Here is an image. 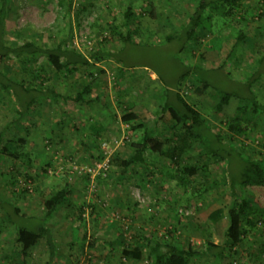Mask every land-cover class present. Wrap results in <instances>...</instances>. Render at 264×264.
Returning <instances> with one entry per match:
<instances>
[{"label": "rangeland", "instance_id": "obj_1", "mask_svg": "<svg viewBox=\"0 0 264 264\" xmlns=\"http://www.w3.org/2000/svg\"><path fill=\"white\" fill-rule=\"evenodd\" d=\"M195 1L73 0L69 9L67 0H63V6L59 5L60 0H8L10 12L6 34L14 46L36 40L37 44L51 47L65 41L69 49L90 60L88 70L97 68L105 71L100 79L107 83L113 101L117 102L120 95L125 98L134 91L138 97L146 98L145 106H149L150 111H142L143 115L152 112L149 98L155 91L158 93L154 98L156 108L158 111L164 109V93L178 86L177 80L184 70L183 66H188L192 70L189 77L180 82L177 89L180 94L194 104L208 123H216L217 129L223 132H226L225 119L214 113L211 103L218 102L225 93L232 94L225 118H230L237 107H242L244 117L257 126L251 128L240 141L231 144L245 157L253 154L258 158L260 153H264V113L254 115L250 111L253 102L264 105V17L259 18L257 13V3H261V0H247L246 14L243 15L236 14L230 18L215 15L211 21L212 37L206 35L203 43L197 47L186 43L185 49L178 52L179 40L166 42L165 37L180 33L188 16L194 11ZM151 2L158 16L155 19L148 15L152 11L149 6ZM128 7H131L134 16L126 20L123 15ZM236 17H241L243 22L235 25L233 22ZM164 19H169L171 24L165 25ZM111 26H116L122 32L127 27L136 31L132 38L134 43L122 46L117 35L110 31ZM240 30L245 40L236 46L235 37ZM114 52L120 63L106 57L100 61L94 58L96 54ZM0 71L13 81L25 84L33 83V75L44 76L45 85L55 87L63 95L75 93L82 80L81 73L65 77L64 71L55 70L44 57H38L35 63L30 64L27 72L22 70L15 57H11L0 62ZM152 73L157 82L150 81ZM201 79L207 82L208 88L200 93L198 86ZM249 82L251 88L248 90ZM14 98V95L10 97L0 89V131L4 129L6 139L27 136L25 151L35 156L31 163L5 156L0 158V199L10 201L22 214L33 216L29 227L34 228L43 217L45 199L66 183L72 186L74 209L61 208L49 220H43L56 245L52 264H150L149 249L142 240L145 235L182 247L190 244L199 251L204 249L208 240L217 245L227 244V218L217 223L208 220V215L217 208L223 209L226 214L233 200L225 183L218 182V186L211 184V181L221 177L220 173L225 167L223 164L209 162V180L198 177L185 189L170 178L173 168L168 166L122 169L112 161L113 152L117 150L114 142L121 141L115 138L111 139V143L101 142H106L109 149L113 148V155L106 180L94 190L93 183L85 181L81 171L82 167L92 165L80 161L79 152H73V156H70L62 138L57 137V131L56 135L51 136L45 133L51 127L50 124H44V120L53 122L62 111H57L58 106L62 109L66 104L59 102L57 106H51L49 102L42 101L46 107L40 105L36 119L25 117L22 122L8 126V119L14 116ZM68 107L74 110L75 106ZM117 111L118 114L122 113L119 108ZM35 121L36 124L32 125ZM33 126L41 134L26 135V130H32ZM146 126L151 128V123ZM53 129L57 130L56 127ZM198 150H193L192 155H189L188 164L204 163V158L196 155ZM75 179L80 180V184L74 186ZM199 192H203L202 195H198ZM238 194L248 200L253 199L248 191H238ZM83 202L96 205L97 212L90 216L85 211L82 217L85 221L80 222L78 208ZM2 215L0 209V221ZM263 227L264 222L257 225L235 251L226 254L223 264H264ZM92 240L95 246L90 247ZM112 240L118 242L114 244L113 251L106 244ZM15 241L16 228L0 223V264L48 263L49 250L45 239L40 240L26 257L21 256L20 245ZM124 242L131 251L134 247L141 249L139 261L122 255ZM4 256L11 260L1 262ZM187 264L213 263L200 259Z\"/></svg>", "mask_w": 264, "mask_h": 264}, {"label": "trees", "instance_id": "obj_2", "mask_svg": "<svg viewBox=\"0 0 264 264\" xmlns=\"http://www.w3.org/2000/svg\"><path fill=\"white\" fill-rule=\"evenodd\" d=\"M68 8L70 9L73 0H67ZM194 11L188 16L186 23L182 26L180 33L168 34L165 37L166 42L178 39L180 48L178 52H182L188 44L191 47L200 46L203 43L206 35H211V21L215 15L223 17H232L236 14H246L245 4L247 0H196ZM258 17H264V0L257 3ZM59 5L63 6V0H60ZM152 11L148 14L151 18L155 19L158 16L155 14L154 5L152 2L149 5ZM244 10V12H243ZM10 12L8 7V0H0V62H4L11 57H15L23 71L27 72L30 64L35 63L38 57H44L49 65L57 71H64L65 77L72 76L74 73H83L90 78V82L82 79L80 81L79 89L72 95L60 94L55 87L45 85V77L33 75L32 84H25L10 79L5 72L0 71V89L8 96L14 95V116L8 119L7 125L20 123L30 111L35 112L39 107V100H49L53 103L70 102L72 104H85L89 105L93 100L89 97L92 91L93 78H100L105 74L102 69H97L95 73L89 72L87 69L90 65V60L83 56L81 53L71 50L67 47L65 41H60L51 47H45L37 44L36 40L24 41L21 45L14 46L10 44V38L6 34L7 17ZM126 20L132 18L133 11L131 7L126 9L124 13ZM235 25L241 24L243 19L236 17ZM163 22L171 24L169 19H164ZM115 33L119 41L123 44L134 43L132 38L136 35V31L126 28L125 32L119 31L116 26H111V30ZM41 38V36H38ZM212 37V35H211ZM245 40L244 33L240 30L235 37V45L238 46ZM187 43V45H185ZM233 50V49H231ZM100 59L111 58L114 62L120 63V60L114 53H104L101 55H94V58ZM203 58H201L202 60ZM264 59V56H263ZM96 62V61H95ZM97 63V62H96ZM184 70L180 73L178 78V86L169 89L165 94L164 109L162 112H167L171 119L175 122L176 126L180 127V134L178 136V145L172 148H167L162 151L163 145L155 139L156 125L151 123V128H147V123H140L131 126L130 130H137L143 128L145 133L140 141L131 142L128 138L121 136V144H125L131 148V153L128 157L118 158V153H113L109 156L108 164L112 161H120V167L127 169L131 165L143 164L146 165L144 154L146 149L151 153L168 157L173 163V169L170 178L176 180L178 185L185 189L192 184V181L201 177L209 180L211 173L209 172V162L214 164H223L225 167L222 169L217 181H211L213 186H218V182H223L228 186L232 194V202L226 214L223 209L217 208L208 215V220L211 223H217L224 217L228 220V227L226 229V242L227 244L217 245L211 241L205 242V247L201 251L194 249L190 244L187 247L168 243L163 239H155L152 235L142 236L143 242L148 246V258L150 264H187L191 260L203 259L206 262L213 264H223L226 254L235 251V249L243 242L244 238L254 229L257 225L264 222V153L255 157L251 154L245 157L241 151L235 149L231 143L240 141L243 137L247 136L251 128H255L256 123L244 117L242 113L245 111L242 107H237L235 112L230 118H225V110L227 108L229 99L232 94L225 93L218 102L211 103L214 113L224 117L226 132L217 130L210 127L205 116L194 107V104L189 102L188 98H184L178 87L180 82H183L189 77L192 68L183 66ZM222 68V67H221ZM196 70V67L194 68ZM81 71V72H79ZM88 71V72H87ZM262 72L260 71V74ZM94 75V76H93ZM154 82H157L154 81ZM200 90L203 92L208 88L207 82L201 79L199 83ZM251 83L247 86L249 90ZM200 92V93H201ZM185 96V95H184ZM252 114L264 113V105L261 103L253 102L251 111ZM135 114H124L122 121L127 123L131 120H136ZM6 125V126H7ZM29 130V129H28ZM27 134L28 131L26 130ZM26 134V135H27ZM264 136V135H263ZM230 143V144H229ZM27 140L25 137H18L16 139H6L4 136V129L0 131V158L5 156L13 160H27L31 163L35 154H30L25 151ZM47 142V148L50 147ZM126 145V146H127ZM117 147V148H119ZM101 148V145H100ZM199 149L196 153L197 156L204 158L202 165H190L186 161H182V157L189 155L191 150ZM244 153V152H243ZM199 154V155H198ZM103 150L98 156V160L103 159ZM71 159V158H70ZM90 165H93L90 163ZM46 166V165H44ZM147 169V168H146ZM236 169V170H235ZM235 170V171H234ZM234 171V172H233ZM46 172V171H44ZM233 172V173H232ZM84 173V172H83ZM108 170L99 172L93 179L89 174L84 173L85 181L89 184L93 183V189L100 186V181H105L107 178ZM28 177V176H27ZM225 177L227 179H225ZM72 186L66 183L63 187L57 189L54 193L49 195L44 201L43 219H39L40 223L34 228L29 227L30 220L33 216H26L20 212V209L11 204L10 201H2L0 199V209L2 211L1 224L4 226H14L16 228V243L20 245L21 256L26 257L28 252L42 239H45L49 250V261L47 264H52L55 253L56 245L53 240L52 233L46 227L44 221L49 220L54 213L64 207L74 209V202L72 200ZM96 190V188L94 189ZM238 191H248L253 195L252 200H248L238 194ZM204 192V191H203ZM203 192H199L200 195ZM202 195V194H201ZM97 206L92 204L82 203L79 209L80 222L85 221V211L93 216L97 212ZM44 220V221H43ZM82 220V221H81ZM96 220V219H95ZM264 228V227H263ZM139 234V233H138ZM85 239V238H84ZM118 242L106 243L110 250L113 251L114 244ZM90 247L95 246V241L89 243ZM121 251L124 257H132L136 262L142 257V251L139 247H134L133 251L129 250L127 244H122ZM1 262L11 260L10 257L4 256ZM228 264H233L229 262Z\"/></svg>", "mask_w": 264, "mask_h": 264}, {"label": "crops", "instance_id": "obj_3", "mask_svg": "<svg viewBox=\"0 0 264 264\" xmlns=\"http://www.w3.org/2000/svg\"><path fill=\"white\" fill-rule=\"evenodd\" d=\"M93 69L94 68L87 70L89 72L92 71L93 73H95L97 68L96 70ZM83 72L84 71H82L81 74L82 79L87 80L88 77ZM100 78L96 77L92 79L94 81L92 83V91L89 96L93 100L92 103H90L89 105H85V104H72L70 102H64V104L67 105V108L66 105L63 104H62L63 105L62 109L61 107L58 106L57 111L58 112L60 110L62 111L58 113L59 116L56 117V119L52 120L53 122L49 120L48 121L44 120V124L45 123L50 124L51 127V130L48 133L47 132L45 133L48 136H51L53 134L56 135V131H57L58 132L57 137H59V139L62 138L61 140L64 143L63 145L69 151L70 156H73L72 155L73 152H77V153L79 152L80 161H85L90 164L93 161H95L96 157H98L99 154L101 153L100 144L102 141L110 142L111 139H115V138L119 139L123 135L126 138H128V141H130L129 139H131V142L140 141L144 136L145 133L144 129L138 128L137 130H130V127L140 123H147V122H152L154 125H156V131L154 137L155 139H157V141L161 142V144L163 145L162 151H165L167 148H172L173 146L178 145L179 143L178 136L180 134V127L176 126L175 122L171 119V117L167 112H162L161 109L160 111H158V109L156 108L157 103L154 101V98L158 94L156 91L154 92V94H151L149 98V100L152 101V106H151L152 112L148 113L150 115L148 114L143 115L144 112L148 110L150 111L149 106H145L147 101L146 98L142 96L138 97V93L134 91L133 93L126 95L125 98L123 97V95L119 94L120 96L117 97L118 101L115 102L113 101L114 99H112V97L109 95L110 92L108 90L107 83ZM155 78H156L155 74L152 73L150 81L151 80L156 81ZM86 82H90V81L88 80ZM42 101L49 102L51 106L52 104L54 105L56 104L53 103L52 101L42 99L38 101L39 107L40 105H44ZM68 105L75 106L74 110L71 109L72 107H68ZM44 107L46 106L44 105ZM44 107L42 106V109ZM63 108H66L67 110L66 109L63 110ZM117 108H119L122 111L121 114H118ZM36 112L37 111L30 112L29 115L26 116V118L28 117L31 119L32 117H34L36 119L37 116ZM127 113L135 114L137 116V119L124 123L122 121V116ZM34 123L36 124V121L32 122L31 124L34 125ZM41 124L42 123H40V125ZM208 125L212 128L217 129L216 127L217 124L214 122L213 124L210 122ZM33 127H31L32 130L31 129L30 131L28 130L27 135L33 136V134L34 135L41 134L38 131H36L37 130L36 126ZM55 127L57 130L54 131L53 128ZM24 137L26 138L27 136ZM126 145L127 144L117 148L118 151L117 150L115 151L116 153H118L117 156L118 158L126 159V157L130 155L131 148L129 147V145L127 146ZM192 152L193 150L190 151L191 155ZM189 155H185L184 157H182V161L188 162V159L190 158ZM144 157L146 160V165L135 164L129 166L128 168L140 167L142 169H146V168H152L158 166L160 167L168 166L169 168H173L174 166L172 161H170L168 157L158 154H153L149 149H146ZM45 158H47V156ZM114 162L117 163L118 165L120 164L119 160ZM73 182H75L74 186L80 184L79 183L80 180L77 179H75V181ZM103 183H104L103 181H100V185ZM99 199L100 198H98V200ZM110 242H114V240Z\"/></svg>", "mask_w": 264, "mask_h": 264}, {"label": "built area", "instance_id": "obj_4", "mask_svg": "<svg viewBox=\"0 0 264 264\" xmlns=\"http://www.w3.org/2000/svg\"><path fill=\"white\" fill-rule=\"evenodd\" d=\"M121 144V141H115L114 145L115 148L118 147ZM101 148L104 151L103 152V159L97 162H94V164L91 167H82L81 171L84 173H87L90 175V177L93 179L99 172H105L108 168V161L109 156L112 154V149H109V146L106 142H103L101 144ZM76 168V167H74Z\"/></svg>", "mask_w": 264, "mask_h": 264}]
</instances>
